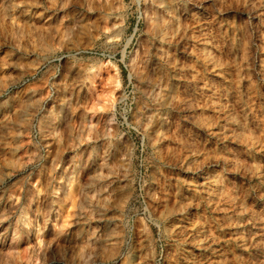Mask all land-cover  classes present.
I'll return each instance as SVG.
<instances>
[{"label":"rangeland","instance_id":"rangeland-1","mask_svg":"<svg viewBox=\"0 0 264 264\" xmlns=\"http://www.w3.org/2000/svg\"><path fill=\"white\" fill-rule=\"evenodd\" d=\"M210 2L0 0V264H264V0Z\"/></svg>","mask_w":264,"mask_h":264},{"label":"clouds","instance_id":"clouds-1","mask_svg":"<svg viewBox=\"0 0 264 264\" xmlns=\"http://www.w3.org/2000/svg\"><path fill=\"white\" fill-rule=\"evenodd\" d=\"M233 3H237V0H232V2H230V0H211L209 4V10H210L209 15L212 17L219 16L221 12L226 11L228 8L232 7ZM240 3L244 7L248 6V0H240ZM260 6L264 7V4H261ZM252 7H256V5H252ZM193 15L195 16L196 14L193 13ZM216 23H218V21ZM207 29L208 30L204 32L203 36H201L200 39L205 44H214V46H220L218 42L221 41L227 34L215 30V25L212 20L208 21ZM229 39H232L233 41L235 40L234 37H231ZM205 61L206 63L213 62L210 57H205ZM204 71H207L206 67L204 68ZM195 75H199V73H195ZM249 114H250L249 112L241 110L239 113H236L235 115L229 113L228 115L225 116V120L227 121L229 119H236L237 117H239V119L242 122L246 123ZM227 131L228 129L225 128V132ZM221 135H223V133ZM262 135H264V133H262ZM192 138L195 139L196 137L194 136ZM244 143L247 144L248 140L246 139ZM259 143L260 140L257 139L248 146L249 148H253L254 145ZM257 150L264 151V146H262ZM219 152L222 153V155H217L213 153V157H212L213 162H217V161L220 162L219 168L205 170V172L201 176L202 180H207L208 176L215 175L217 173L226 175L230 171L236 170L240 167H244V164L242 162L246 161L249 157H252L254 159V157L252 156V152L245 153V151L241 149H236L235 151H233V146L231 145L220 146ZM194 154L204 155L205 159H209V157L206 154L203 153H194ZM260 167H264V165L250 164L245 167V172L251 173L252 175H257ZM262 183H264V181H262ZM203 191L207 193V196L201 198L200 202L206 204L208 209H212V204L215 203V201L213 200L214 192L212 190L211 183H209L207 187L203 189ZM238 198L239 197H237L236 199ZM212 210L215 211L216 209H212ZM204 222L207 223V220H205ZM200 235L203 236L205 240L213 239L212 235L206 234L204 229H201ZM195 255L196 253L195 250L193 249L179 251L175 253V264H194Z\"/></svg>","mask_w":264,"mask_h":264},{"label":"bare ground","instance_id":"bare-ground-1","mask_svg":"<svg viewBox=\"0 0 264 264\" xmlns=\"http://www.w3.org/2000/svg\"><path fill=\"white\" fill-rule=\"evenodd\" d=\"M66 105H68V104H66ZM63 110V109H62ZM229 112H230V109H229ZM232 113V112H231ZM229 114V113H228ZM232 121V120H231ZM235 124V123H234ZM240 236H241V234H240ZM239 241H242V240H239ZM56 262V261H55ZM51 263V262H50Z\"/></svg>","mask_w":264,"mask_h":264}]
</instances>
